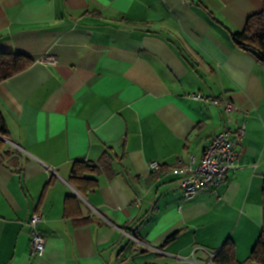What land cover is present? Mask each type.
Returning a JSON list of instances; mask_svg holds the SVG:
<instances>
[{
    "label": "crops",
    "instance_id": "obj_1",
    "mask_svg": "<svg viewBox=\"0 0 264 264\" xmlns=\"http://www.w3.org/2000/svg\"><path fill=\"white\" fill-rule=\"evenodd\" d=\"M262 9V0H0V53L33 61L0 83L11 152L0 165V264H214L228 241L240 264H256L264 63L231 32ZM243 127L238 167L187 196L186 169L212 137ZM77 161L97 166L96 190L71 183ZM36 212L41 257L30 256Z\"/></svg>",
    "mask_w": 264,
    "mask_h": 264
},
{
    "label": "trees",
    "instance_id": "obj_2",
    "mask_svg": "<svg viewBox=\"0 0 264 264\" xmlns=\"http://www.w3.org/2000/svg\"><path fill=\"white\" fill-rule=\"evenodd\" d=\"M263 9L259 14L253 15L247 21L242 31L231 32V37L239 48L251 52L264 63V0ZM33 63L32 59L23 55L0 53V83L27 69ZM8 137V128L4 114L0 109V165L10 155L9 146L4 138ZM98 168L86 162L77 161L72 168L70 181L83 194L96 190L98 181L90 175L97 174ZM173 234L168 241L175 238ZM250 261L264 264V188H263V229L261 235L252 249ZM214 264H240L236 259L233 242L228 241L216 253Z\"/></svg>",
    "mask_w": 264,
    "mask_h": 264
},
{
    "label": "built area",
    "instance_id": "obj_3",
    "mask_svg": "<svg viewBox=\"0 0 264 264\" xmlns=\"http://www.w3.org/2000/svg\"><path fill=\"white\" fill-rule=\"evenodd\" d=\"M50 63L55 61L50 60ZM198 99H204L201 94H194ZM228 111L234 110L231 103H227ZM244 127L235 134L231 129H225L212 137L205 148L201 163L193 168L186 169L187 176L182 182V186L187 196H194L198 192L204 191L210 187L220 186L227 175L238 167L240 151L238 145L243 140ZM152 169H157L159 164L152 162ZM43 219L41 212L34 213L29 219L30 226V256L41 257L46 250V237L40 231V223ZM216 256L212 254V260Z\"/></svg>",
    "mask_w": 264,
    "mask_h": 264
},
{
    "label": "water",
    "instance_id": "obj_4",
    "mask_svg": "<svg viewBox=\"0 0 264 264\" xmlns=\"http://www.w3.org/2000/svg\"><path fill=\"white\" fill-rule=\"evenodd\" d=\"M5 139V138H4ZM6 140V139H5ZM6 141H8V140H6Z\"/></svg>",
    "mask_w": 264,
    "mask_h": 264
}]
</instances>
